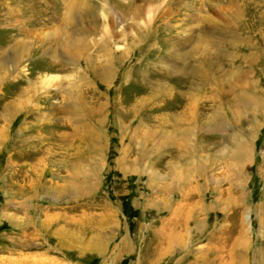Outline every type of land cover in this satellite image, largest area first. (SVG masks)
<instances>
[{
    "label": "rangeland",
    "instance_id": "rangeland-1",
    "mask_svg": "<svg viewBox=\"0 0 264 264\" xmlns=\"http://www.w3.org/2000/svg\"><path fill=\"white\" fill-rule=\"evenodd\" d=\"M0 264H264V0H0Z\"/></svg>",
    "mask_w": 264,
    "mask_h": 264
},
{
    "label": "bare ground",
    "instance_id": "bare-ground-1",
    "mask_svg": "<svg viewBox=\"0 0 264 264\" xmlns=\"http://www.w3.org/2000/svg\"><path fill=\"white\" fill-rule=\"evenodd\" d=\"M239 28H236L235 30H233L231 32V35L232 36H235V37H238L239 34H237V31H238L237 29H239ZM245 34L246 35H245L244 38L246 40H248V42H249V40H254L255 39L254 36H250V34L248 32L245 33ZM243 45L244 46H247L248 48L251 49V52H250L251 54L252 53L259 54V52L256 49V47L253 46V45H251V44H249V43L240 44V45L233 44V43H229L227 45V47H229V49H236V47L241 48V47H243ZM17 52H18V50H17ZM21 53L22 52L19 51L17 57H21ZM218 53H219V51H218ZM214 58H212V59H214V63H216V64H219V63L224 64V62H225V59H223V57L221 58L220 56H216ZM200 59H196L197 60L196 63H194L193 60L190 61L189 62V65L188 66H185L183 68L184 69L183 71L181 70V71L177 72L178 75L174 76V78L175 77L178 78L183 83L182 84L183 85L182 89L184 91L183 92V100H184V105H186V106H183L184 109L182 111V113L185 115V117H182V119L180 120V122L183 121V123L184 122H187L188 123L189 126L185 130V132L188 133V134H190L193 131L192 130L193 128L191 129V126L194 123L196 124L198 122L205 121L203 113H201L200 115L197 116V114L195 112V107H196L197 102L200 101V100L205 99L206 94L208 93V92H206L207 91V88H208V87H206L208 85V83H207L208 82L207 70L209 69V68H207V66H210L211 65V62H213V61L212 60L210 61L208 59L210 61V63L207 64V61H206V64H204V65H198L199 64L198 62H199ZM107 72H108V70H107ZM218 82H219V84L222 83L221 80H218ZM199 92H202V95L198 96V93ZM181 104H182V102H181ZM197 119H198V121H197ZM173 226H174V223H173L172 220H170V222L165 223V224L162 225L161 232H160L161 233V242H160V245L161 246L164 245L165 248H166V246H168L170 244V238L173 236V232H172ZM161 250L159 252H161Z\"/></svg>",
    "mask_w": 264,
    "mask_h": 264
}]
</instances>
